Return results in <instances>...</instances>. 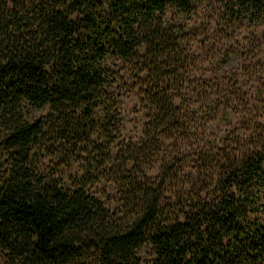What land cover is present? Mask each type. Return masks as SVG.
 <instances>
[{
    "label": "trees",
    "instance_id": "16d2710c",
    "mask_svg": "<svg viewBox=\"0 0 264 264\" xmlns=\"http://www.w3.org/2000/svg\"><path fill=\"white\" fill-rule=\"evenodd\" d=\"M193 45L251 92L228 86L210 115L238 119L187 152ZM107 59L136 83V142H114ZM0 155V264H264V0H0Z\"/></svg>",
    "mask_w": 264,
    "mask_h": 264
},
{
    "label": "rangeland",
    "instance_id": "374dc122",
    "mask_svg": "<svg viewBox=\"0 0 264 264\" xmlns=\"http://www.w3.org/2000/svg\"><path fill=\"white\" fill-rule=\"evenodd\" d=\"M231 48L232 46H228ZM227 47V48H228ZM197 55L198 66L192 74L193 81L184 90L180 91L182 97L181 111L184 114L186 123L185 135L180 137L179 143L187 152L204 147L203 143L215 138L219 139L232 128L238 119L236 111L217 110L216 115H210L214 103L218 98L228 95V86L232 85L243 94L251 92V84L246 83L243 74L238 71L236 65L213 68V59H209L208 50L210 47L199 48L191 46ZM212 61V62H211ZM106 73L109 75L108 83L104 87L108 95L114 100L116 124L114 127V142L125 143L136 142L140 137L142 124L144 122L143 112L139 102V93L133 76L128 73V68L112 59H107L105 64ZM228 79V84L224 81ZM199 80L204 81V86L197 84ZM224 100V99H223ZM221 102V100H218ZM232 113H229V112ZM45 109H28V116L33 120L42 117ZM41 168L46 174H52L53 178L60 177L62 183L68 184L74 174H80V166L75 163L61 171H54L51 168V160L40 157ZM0 164L2 157L0 155ZM189 165H185L182 174H190ZM88 193L99 199L108 207L109 196L114 194V187L111 183L96 182L86 187ZM140 252H143L140 250ZM1 263V261H0Z\"/></svg>",
    "mask_w": 264,
    "mask_h": 264
}]
</instances>
